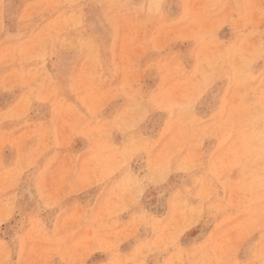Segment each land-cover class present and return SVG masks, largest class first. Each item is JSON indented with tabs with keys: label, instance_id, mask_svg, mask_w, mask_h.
<instances>
[{
	"label": "rangeland",
	"instance_id": "374dc122",
	"mask_svg": "<svg viewBox=\"0 0 264 264\" xmlns=\"http://www.w3.org/2000/svg\"><path fill=\"white\" fill-rule=\"evenodd\" d=\"M262 48L264 0H0V264H264Z\"/></svg>",
	"mask_w": 264,
	"mask_h": 264
},
{
	"label": "bare ground",
	"instance_id": "6f19581e",
	"mask_svg": "<svg viewBox=\"0 0 264 264\" xmlns=\"http://www.w3.org/2000/svg\"><path fill=\"white\" fill-rule=\"evenodd\" d=\"M247 1H248V0H247ZM243 2H244V1H243ZM233 3H235V2H233ZM240 4H241V3H240ZM244 5H245V4H244ZM235 6H236V5H235ZM248 7H250V6H248ZM199 8H200V7H199ZM207 8H208V7H207ZM236 8H237V7H236ZM241 8H242V5H241ZM244 8H245V7H244ZM252 8H253V7H252ZM195 9H196V8H195ZM234 9H235V7H234ZM247 9H248V8H247ZM245 10H246V9H245ZM241 11H243V8H242ZM249 11H251V10H249ZM202 12H203V11H202ZM203 13H204V12H203ZM203 13H202V14H203ZM250 13H251V12H250ZM52 14H53V13H52ZM251 14H252V13H251ZM198 15H199V14H198ZM46 16H47V15H46ZM192 16H193V15H192ZM194 16H195V15H194ZM208 16H209V14H208ZM210 16H211V14H210ZM210 16H209V18H210ZM235 16H236V15H235ZM239 16H240V15H239ZM199 17L201 18V16H199ZM205 17L207 18L206 13H205ZM205 17H204V18H205ZM262 17H263V16H262ZM194 18H197V17H194ZM202 18H203V17H202ZM202 18H201V19H202ZM204 18H203V19H204ZM211 18H213V17H211ZM236 18H237V16H236ZM236 18H235V19H236ZM187 19H188V18H187ZM191 19H192V18H191ZM203 19H202V20H203ZM244 19H245V18H244ZM206 20H209V19H206ZM245 20H246V19H245ZM245 20H244V21H245ZM209 21H210V20H209ZM212 21H213V19H212ZM234 21H235V20H234ZM239 22H240V20H239ZM239 22H238V24H239ZM205 23L207 24L206 21H205ZM208 23H209V22H208ZM228 23H229V22H228ZM235 24H237V23L235 22ZM235 24H234V25H235ZM238 24H237V25H238ZM240 24H241V23H240ZM238 26H241V25H238ZM116 39H117V38H116ZM237 39H238V38H237ZM237 39H236V40H237ZM259 40H261V39H259ZM114 41H115V40H114ZM222 41H223V40H222ZM257 41H258V40H257ZM224 42H225V41H224ZM258 45H260V44H258ZM113 49H114V48H113ZM262 49H264V48H262ZM248 50H249V49H248ZM250 54H251V53H250ZM246 55H247V54H246ZM72 56H73V55H72ZM247 56H248V55H247ZM238 58H239V57H238ZM155 59H156V58H155ZM238 60H239V59H238ZM242 61H243V60H242ZM109 62H110V61H109ZM239 62H240V60H239ZM72 63H73V62H72ZM262 73H263V72H262ZM32 74H33V73H32ZM263 76H264V75H263ZM263 76H262V78H264ZM153 80H154V79H153ZM257 80H258V79H257ZM261 80H262V79H261ZM256 82H257V81H256ZM154 83H155V81H154ZM154 83H153V84H154ZM225 84H226V83H225ZM257 84H258V83H257ZM223 86H224V85H223ZM250 86H251V85H250ZM259 87H260V85H259ZM257 89L259 90V88H257ZM260 89H261V88H260ZM260 93H262V91L259 92V93L257 92V94H260ZM263 93H264V92H263ZM153 95H154V94H153ZM145 96H146V95H145ZM154 96H155V95H154ZM220 96H222V95H220ZM64 98H65V97H64ZM261 99H262V97H261ZM220 100H221V99H220ZM261 101H262V100H261ZM262 102H263V101H262ZM257 103H258V102H257ZM257 103H256V104H257ZM148 104H149V103H148ZM148 106H149V105H148ZM148 106H147V107H148ZM217 106H218V105H217ZM149 107H150V106H149ZM260 107H261V106H260ZM148 109H149V108H148ZM151 109H152V108H151ZM216 109H217V108H216ZM153 111H154V110H153ZM211 111H212V110H211ZM213 111L215 112V110H213ZM262 111H263V110H262ZM150 112H151V111H150ZM240 112H241V111H240ZM263 112H264V111H263ZM151 113H152V112H151ZM263 114H264V113H263ZM227 115H228V114H227ZM227 115H226V116H227ZM239 115H242V114L239 113ZM256 115H257V114H256ZM166 116H167V115H166ZM242 116H243V115H242ZM258 116H259V115H258ZM256 117H257V116H256ZM146 118H147V117H146ZM163 118H164V117H163ZM261 120H262V119H261ZM170 121H171V120H170ZM263 121H264V118H263ZM165 122H166V121H165ZM258 122H259V121H258ZM166 123H167V122H166ZM255 124H256V123H255ZM168 125H169V124H168ZM170 125H171V124H170ZM167 128L169 129V127H167ZM246 128H247V127L245 126V130H246ZM257 128H258V127H257ZM160 129H161V131H163L162 128H160ZM260 129H261V128H260ZM138 130H139V129H138ZM140 130H141V129H140ZM164 130H165V129H164ZM253 130H254V129H253ZM141 131H142V130H141ZM141 131H140V132H141ZM156 131H157V130H156ZM165 131H167V130H165ZM179 132H180V131H179ZM260 132H261V131H260ZM262 132H264V131H262ZM262 132H261V133H262ZM157 133H158V132H157ZM160 133H161V132H160ZM257 136H258V134H257ZM262 136H263V134H262ZM239 140H241V138H239ZM243 141H244V140H243ZM248 142H249V141H248ZM149 144H151V143H149ZM241 145H242V144H241ZM213 147H214V146H213ZM238 148H239V147H238ZM240 148H241V147H240ZM244 148H246V147H244ZM206 149H207V148H206ZM240 151H241V150H240ZM240 151H239V152H240ZM250 151H251V150H250ZM239 152H238V157H239ZM240 153H241V152H240ZM256 154H257V153H256ZM212 156H213V155H212ZM242 157H243V155H242ZM247 157H249V156H247ZM255 158H256V157H255ZM250 159H251V158H250ZM210 160H212V159H210ZM254 160H255V159H254ZM238 161H240V159H239ZM247 161H248V159H247ZM255 161H256V160H255ZM246 167H248V166L246 165ZM257 168H258V167H257ZM238 169H239V168H238ZM255 169H256V168H255ZM85 171H86V170H85ZM82 172H83V171H82ZM94 172H95V171H94ZM248 172H249V171H248ZM248 174H250V173H248ZM228 175H229V174H228ZM235 175H236V174H235ZM251 175H252V174H251ZM256 176H257V175H256ZM256 176H255V177H256ZM110 177H111V176H110ZM114 177H115V176H114ZM227 177H228V176H227ZM232 177H233V176H232ZM255 177H254V178H255ZM112 179H114V178H112ZM231 179H232V178H231ZM257 179H258V178H257ZM257 179H256V180H257ZM228 180H230V177H229ZM114 181H115V179H114ZM225 181H226V179H225ZM236 181L238 182L239 180H236ZM254 182H255L256 185L259 186V179H258L257 181H254ZM254 182L251 181V185H252V183H254ZM256 182H258V183H256ZM92 183H93V182H92ZM232 183H233V182H232ZM232 183H231V184H232ZM228 184L230 185L229 181H228ZM233 185H234V184H233ZM249 185H250V184H249ZM249 185H248V186H249ZM177 186H178V185H177ZM171 187H172V186H171ZM173 188H174V187H173ZM251 188H252V186H251ZM255 188H257V187L254 186V189H255ZM249 190H250V189H249ZM173 194H174V193H173ZM254 196H255V195H254ZM162 198H163V197H162ZM253 198H254V197H253ZM169 201H170V200H169ZM258 201H259V200H258ZM258 201H257V202H258ZM65 202H66V201H65ZM254 202H255V201H254ZM256 204H257V203H256ZM169 205H171V204H169ZM26 207H27V206H26ZM249 207H251V206H249ZM157 208H158V207H157ZM252 208H253V207H252ZM255 208H256V207H255ZM249 210H250V209H249ZM249 210H248V211H249ZM153 218H154V217H153ZM253 218H255V217H253ZM157 219H158V218H157ZM158 221H159V220H157V222H158ZM155 222H156V221H155ZM249 223H251V222H249ZM172 226H173V225H172ZM174 226H175V225H174ZM179 226H180V225H178L177 228H178ZM99 228H100V227H99ZM172 228H174V227H172ZM175 228H176V227H175ZM204 228H205V227H204ZM97 229H98V228H97ZM149 229H150V228H149ZM151 229H152V228H151ZM94 230H95V229H94ZM104 230H105V229H104ZM104 230H103V232H104ZM171 230H172V229H171ZM174 230L176 231V229H174ZM212 230H213V229H212ZM252 230H254V229H252ZM96 231H98V230H96ZM96 231H95V232H96ZM99 231H101V230H99ZM105 231H106V230H105ZM151 231H153V230H151ZM254 231H256V229H255ZM110 232H111V231H110ZM133 232H135V230H133ZM149 232H150V231H149ZM169 232H170V231H169ZM169 232H168V233H169ZM171 232H172V231H171ZM177 232H178V231H177ZM206 232H207V231H206ZM112 233H113V232H112ZM253 233H254V232H253ZM113 234H114V233H113ZM148 234H149V233H148ZM148 234H147V235H148ZM173 234H174V237H175V238L172 237V235H171V237L174 238V239H172V240L175 241V239L177 238V236L175 235L176 233H173ZM96 235H97V232H96ZM114 235H115V234H114ZM147 235H146V236H147ZM177 235L179 236L180 234L177 233ZM203 235H205V234H203ZM250 235H251V234H250ZM146 236H145V237H146ZM167 236H168V235H167ZM201 236H202V235H201ZM160 237H161V236H160ZM160 237H159V238H160ZM168 237H169V236H168ZM168 237H167V239H168ZM113 238H114V237H113ZM113 238H112V239H113ZM116 238H117V237H116ZM116 238H115V239H116ZM118 238H119V236H118ZM118 238H117V239H118ZM125 238L127 239V237H125ZM162 238H163V237H162ZM169 238H170V237H169ZM120 239H121V238H120ZM202 239H203V238H202ZM122 240H123V239H122ZM147 240H148V241H147ZM168 240H169V239H168ZM168 240H167V241H168ZM255 240H256V239H255ZM113 241H114V240H113ZM142 241H143V240H142ZM146 241L149 242V239H146ZM170 241H171V238H170L169 242H170ZM198 241H200V239H199ZM111 242H112V241H111ZM114 242H115V241H114ZM119 242H121V241H119ZM138 242H139V240H138ZM138 242H137V243H138ZM191 242H192V241H191ZM255 242H256V241H255ZM112 243H113V242H112ZM144 243H146V242H144ZM170 243H171V242H170ZM170 243H169V245H170ZM173 243H174V242H173ZM173 243H172V244H173ZM194 243H195V242H194ZM139 244H140V242H139ZM139 244H138V245H139ZM155 244H156V243H155ZM159 244H161V246H162V243H159ZM164 244H167V243H166V239H165ZM164 244H163V246H165ZM176 244H177V243H176ZM181 244H182V243H181ZM192 244H193V243H192ZM207 244H208V243H207ZM209 244H210V243H209ZM209 244H208V245H209ZM112 245L114 246V243H113ZM141 245H144V244H141ZM146 245H147V244H146ZM149 245H150V244H149ZM149 245H147L148 249H149ZM169 245L167 244V246H169ZM212 245H213V244H212ZM135 246H136V245H135ZM135 246H134V247H135ZM151 246H152V245H151ZM153 246H155V245H153ZM181 246H182V245H181ZM189 246H190V245H189ZM192 246H193V245H192ZM192 246H191V247H192ZM197 246H198V244H197ZM197 246H196V248H197ZM201 246H202V245H201ZM213 246H214V245H213ZM142 247H144V246H141V248H142ZM147 247L145 246V248H146L145 251H146V252H148V251H147V250H148ZM176 247H177V246H176ZM208 247H209V246H208ZM127 248H128V247H127ZM145 248H144V249H145ZM150 248H151V247H150ZM154 248H155V247H154ZM202 248H203V246H202ZM205 248H206V247H205ZM214 248H215V246H214ZM252 248L254 249V247H252ZM109 249H111V248H109ZM117 249H118V248H117ZM119 249H120V248H119ZM139 249H140V248H139ZM187 249H188V247H187ZM187 249H186V250H187ZM208 249H209V248H208ZM211 249H212V247H211ZM248 249H249V248H248ZM113 250H116V249H113ZM123 250H124V249H123ZM157 250H158V249H157ZM173 250H174V249H173ZM183 250H184V249H183ZM188 250H189V249H188ZM201 250H202V249H201ZM203 250H204V249H203ZM250 250H251V249H250ZM116 251L118 252V250H116ZM177 251H178V250H177ZM193 251H195V250H193ZM193 251H192V252H193ZM196 251H197V250H196ZM206 251H207V249H206ZM112 252H113V251H112ZM127 252H128V251H127ZM169 252H170V251H169ZM110 253H111V252H110ZM118 253H119V252H118ZM132 253H133V252H132ZM132 253H130V254H132ZM111 254H116V253L113 252V253H111ZM111 254H110V255H111ZM119 254L122 255V253H119ZM130 254H129V256L131 257ZM133 254H134V253H133ZM164 254H165V252H164ZM187 254H188V252H187ZM192 254H193V253H192ZM121 255H120V256H121ZM124 255H125V252H124ZM124 255H122V258H124V257H123ZM160 255H161V254H160ZM165 255H167V254H165ZM111 256H112V255H111ZM117 256H118V254H117ZM120 256H118V257H120ZM180 256H181V255H180ZM199 256H200V255H199ZM199 256H198V257H199ZM239 256H240V255H239ZM125 257H127V254H126ZM160 257H162V256H160ZM205 257H206V256H205ZM205 257H204V258H205ZM122 258H119V259H121V260H120L121 262L124 260V259H122ZM127 258H128V257H127ZM174 258H175V257H174ZM180 258H181V257H180ZM196 258H197V257H196ZM243 258H244V257H243ZM125 259H126V258H125ZM129 259H130V258H129ZM144 259H145V258H144ZM163 259L165 260V258H163ZM199 259H200V257H199ZM207 259H208V257L205 258V260H207ZM226 259H227V258H226ZM175 260H176V259H175ZM175 260H174V261H175ZM208 260H209V259H208ZM221 260H222V259H221ZM221 260H219V262H220ZM247 260H248V259H247ZM118 261H119V260H118ZM118 261H117V262H118ZM192 261H194V260H192ZM237 261H238V260H237ZM149 262H150V261H148V263H149ZM162 262H163V261H162ZM162 262H161V263H162ZM189 262H190V261H189ZM199 262H200V261H198V263H199ZM205 262H206V261H205ZM205 262H203V263H205ZM221 262H222V261H221ZM242 262H243V261H242ZM146 263H147V262H146ZM148 263H147V264H148ZM163 263H164V262H163ZM165 263H166V262H165ZM165 263H164V264H165ZM207 263H209V261H207ZM118 264H119V263H118ZM205 264H206V263H205ZM219 264H220V263H219ZM230 264H232V263H230Z\"/></svg>",
	"mask_w": 264,
	"mask_h": 264
}]
</instances>
